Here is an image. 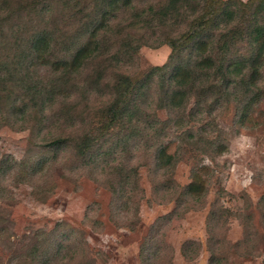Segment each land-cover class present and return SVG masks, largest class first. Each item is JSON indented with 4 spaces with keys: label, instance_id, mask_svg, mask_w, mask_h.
<instances>
[{
    "label": "rangeland",
    "instance_id": "374dc122",
    "mask_svg": "<svg viewBox=\"0 0 264 264\" xmlns=\"http://www.w3.org/2000/svg\"><path fill=\"white\" fill-rule=\"evenodd\" d=\"M121 6L99 35L109 54L62 75L51 63L88 40L100 0H0V264H264V66L227 94L196 88L184 109L162 108L170 68L198 56L186 22L130 27ZM36 32L49 39L44 56L26 58ZM133 37L144 43L133 57L110 60ZM168 41L180 45L149 77ZM247 53L238 43L228 57ZM38 81H56L45 112L27 92ZM122 104L130 120L114 115ZM160 145L173 167L156 162Z\"/></svg>",
    "mask_w": 264,
    "mask_h": 264
},
{
    "label": "trees",
    "instance_id": "16d2710c",
    "mask_svg": "<svg viewBox=\"0 0 264 264\" xmlns=\"http://www.w3.org/2000/svg\"><path fill=\"white\" fill-rule=\"evenodd\" d=\"M100 2L104 11L94 21V28L91 30L88 40L76 45L69 56L54 58L51 63V66H56L62 75L65 73L73 75L79 71L84 62L97 61L104 54H109L105 41L99 40V35H106L109 30L106 20L111 7L117 2H122L123 6L121 7L132 13L133 19L127 25L130 27L143 25L158 28L170 20V23L174 25L186 22L188 29L185 31V35L193 40V48L198 56L193 62L191 61L192 63L189 60L185 63L174 64L170 68L166 79L168 86L165 91V104L160 106L162 108L165 106L170 110L184 109L189 96L194 94L197 89L204 93V96H208L214 91L227 94L232 88V83H235V87H237V79L242 80V84H248V77L244 78L247 72H249V77L250 75L254 76L264 66V0H168L156 8L149 5L140 10H136V7L132 6V0H100ZM48 42L49 39L45 32L32 33L27 40L28 53L24 57L33 59V56L39 58L44 56L42 52L45 51ZM141 42L134 37L127 38L121 45L120 51L111 53L110 60L115 62L122 59L129 60L144 44ZM238 43H245L249 53L229 59L228 54L231 47ZM167 44L172 48L168 62L161 67H151L148 72L149 77H152L155 71H162L168 67L167 65L170 63L176 47L180 45V41L176 43L168 41ZM212 71L215 72L217 81H221L220 84L209 83L198 86L199 84L195 83L197 79L202 76L207 77ZM193 76H196V81ZM214 80L216 81L215 78ZM54 82L56 81H38L35 84H29L27 92L39 97L38 103L41 112H45L48 106L52 105V98L57 96ZM126 85L128 83H125V90L128 94V91L133 90L134 87L130 89ZM122 91L118 92L121 94ZM59 93L62 92L59 91ZM136 94L140 95L141 91ZM27 107L26 103L19 104L14 112L19 115L24 114ZM118 113H122L127 120H130L132 115L129 106L124 107L123 104L117 108L114 115L118 116ZM123 123H126L125 119ZM151 125L147 127L150 130L153 128ZM12 127L24 129L22 126L12 125ZM61 142L62 139L58 137L45 142V144L56 146ZM155 160L166 168L173 167L175 162L174 155L166 153L164 145H160L156 149ZM195 185L196 183L192 182L185 186V193L197 194L194 192L197 189ZM182 254L187 258L190 257L187 247L183 249Z\"/></svg>",
    "mask_w": 264,
    "mask_h": 264
}]
</instances>
